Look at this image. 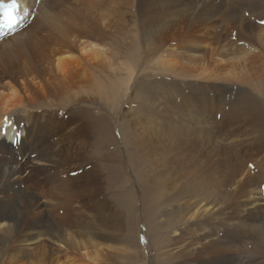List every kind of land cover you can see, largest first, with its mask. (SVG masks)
<instances>
[{"label":"rangeland","instance_id":"1","mask_svg":"<svg viewBox=\"0 0 264 264\" xmlns=\"http://www.w3.org/2000/svg\"><path fill=\"white\" fill-rule=\"evenodd\" d=\"M240 1L216 0V4L224 3L222 13L229 16V21L236 19L231 16L235 11L242 22L248 23L252 19L257 25H264L263 14L259 13L254 20L249 12H242L241 7L238 9ZM124 5H119L114 12L116 19L112 22L110 43L104 50L114 67H120V62L126 61L129 52L136 49L135 31L126 20L130 14ZM27 14L25 17H34L29 11ZM227 19L224 22H229ZM23 20L20 24L24 23ZM229 23H223L217 29L219 41L210 46H206L208 41L186 43L187 37L176 23L159 35L157 43L152 44L144 36L145 45L140 48L142 61L136 64L135 78L127 93L121 92L114 100L106 91L96 88L90 95L79 93L70 98L58 95L53 87L43 90L42 103H36L32 110L39 113V122L47 123L44 139L48 146L55 148L54 158H64L62 165L56 168L55 177L60 179L59 182L67 180L68 185L54 189L52 187L57 180H49L46 171L45 175L40 174L46 184L43 185V193L36 192L37 205L30 210L23 206L19 222L11 227H0V264H177L174 256L167 258L165 250L171 248L174 251L173 243L179 232H175V228L184 223L177 225L176 219L191 210L188 204H183V194L179 191L182 189L180 181L189 179L190 174L185 169H176L179 176L174 166L176 158L185 155L191 147L185 135L180 137L177 145L170 140L166 143L162 133L166 134L173 124H195L198 122L196 117L200 116L209 117L213 125L208 130L214 146L229 147L231 155H235L236 162L241 164L237 178L239 187L242 186L238 195V213H242L245 205L261 201L264 138L263 131H256L253 127V117L258 113L264 114V72H250L252 75L248 77H255L251 79L253 86L250 82L241 83L240 90L234 86L230 92L225 89L228 84L221 80L185 77L176 74L177 70H164L157 65L160 54L165 50L167 53L172 50L196 54L192 63L196 68L200 64V67L207 68L213 60L217 65L225 63L226 58L219 52L231 49L233 44L239 45L240 41H247L249 35L245 28L239 31L235 27L241 23ZM186 44L190 49L183 47ZM210 47L217 48L213 54ZM111 72L118 74V70ZM215 83L221 86L222 98L218 97L216 88H211ZM41 114H44L43 118ZM123 129L128 139L122 138ZM93 150L100 152L91 159ZM27 173L25 171L24 176ZM160 179L166 183H159ZM120 197L121 204L118 201ZM183 206L187 209L180 210ZM44 214L52 225L37 220ZM256 233L255 238L247 240V244L239 245L242 264L246 258L258 254L257 242L260 237L264 239V228Z\"/></svg>","mask_w":264,"mask_h":264},{"label":"bare ground","instance_id":"2","mask_svg":"<svg viewBox=\"0 0 264 264\" xmlns=\"http://www.w3.org/2000/svg\"><path fill=\"white\" fill-rule=\"evenodd\" d=\"M210 1L212 0H187L186 3L183 0H20V22L24 19V23L19 22L12 30L4 25L0 15V227H11L13 223L19 222L23 206L30 210L37 205L36 192L43 193L42 188L46 184L39 177L40 174L46 171L49 180H57L56 168L64 162V158H54L55 148L48 146L44 139L43 131L47 123L39 122V113L32 110L33 106H37L36 103H42L41 99L45 94L43 90L48 91V88L53 87L58 95L64 94L70 98L79 93L90 95L96 88L106 91L113 100L118 98L121 92L127 93L135 78L136 64L142 61L140 48L145 45L144 36L152 44L157 43L159 35L170 30L173 23L182 28V33L187 37L184 41L190 45L192 41H208L206 46H210L214 41H219L220 35L216 31L223 23H241L235 27L239 31L245 28L249 35L247 41H240L239 45L233 44L231 49L219 52L226 58L225 63L223 61L217 65V61L213 60L207 68L200 67L201 64L197 68L192 65L196 54L172 50L167 53L165 50L156 59L157 65L164 70H177L176 74L207 81L221 80L228 84L225 86L228 91L234 86L240 90L241 83L251 84V79L255 77L249 78L252 75L250 72H264V25H257L252 19L248 23L242 22L235 11L231 16L236 19L229 21V16L222 13L224 3ZM123 3L130 14L126 20L135 31L136 49L127 53V60L120 62V67H114L104 50L110 43L114 12ZM240 3L238 9L241 7L242 12H249L254 20L260 14L264 15V0H241ZM28 11L34 15L32 19L25 17ZM225 19L229 22H224ZM210 35L212 36L209 37ZM183 47L189 48L188 44ZM210 48L211 54L217 49ZM113 70H118V74L111 72ZM256 73L254 75L258 74ZM211 86L216 88L218 97L222 98L221 86L216 83ZM43 116L41 114V118ZM196 120L198 122L195 121V124L189 122L184 126L170 124L172 127L167 126L168 132L162 133L165 142L170 140V143L177 145L180 137L185 135L188 137L186 142L191 147L185 155L181 154L176 158L177 164L174 166L177 175L180 169H185L190 174L189 179L180 181L182 189L179 191L183 194V204H188L191 210L176 219L175 224L184 223L175 228V232H179L173 243L174 251L167 249L165 255L167 258L174 256L177 264H242L239 245L247 244L248 239L255 238V233L264 228V188L260 192V202L254 201L247 206L243 204L245 207L241 209L242 213H238V195L242 186L239 187L240 181L237 178L240 176L238 173L241 164L236 162L235 155H231L229 147L220 144L218 147L214 146L208 130L213 126L209 117L200 116ZM253 127L256 131H263L261 134L264 138V114L258 113L253 117ZM122 138L128 139L125 129L122 130ZM229 143L231 144L230 140ZM99 152L93 150L91 159ZM25 171L28 173L24 176ZM59 181L60 179L54 182L52 188L58 190L68 185L67 180ZM158 182L166 183L163 179ZM118 201L121 204L122 198ZM158 206L156 202L157 209ZM186 209L183 206L180 210ZM37 220L53 224L45 214ZM4 229L6 231V227ZM259 239V250H256L258 254L246 258L245 264H264V239ZM243 253L245 256V251Z\"/></svg>","mask_w":264,"mask_h":264},{"label":"snow or ice","instance_id":"3","mask_svg":"<svg viewBox=\"0 0 264 264\" xmlns=\"http://www.w3.org/2000/svg\"><path fill=\"white\" fill-rule=\"evenodd\" d=\"M0 15L4 25L10 30L14 29L21 18L20 0H0Z\"/></svg>","mask_w":264,"mask_h":264}]
</instances>
